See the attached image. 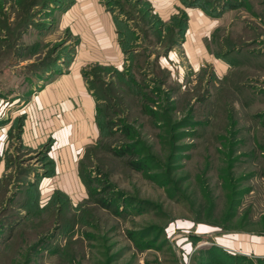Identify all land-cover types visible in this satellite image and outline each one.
Listing matches in <instances>:
<instances>
[{"label": "rangeland", "instance_id": "obj_1", "mask_svg": "<svg viewBox=\"0 0 264 264\" xmlns=\"http://www.w3.org/2000/svg\"><path fill=\"white\" fill-rule=\"evenodd\" d=\"M203 1L216 21L204 40L228 70L165 77L155 46L129 35L124 77L89 79L108 123L79 165L93 193L42 209L26 208L21 191L28 172L49 167L46 147L21 145V98L73 44L39 39L55 21L45 10L23 15L17 0L1 1L0 122L12 124L0 152V264H264V0H229L223 12L227 0ZM121 144L125 157L103 148Z\"/></svg>", "mask_w": 264, "mask_h": 264}, {"label": "crops", "instance_id": "obj_2", "mask_svg": "<svg viewBox=\"0 0 264 264\" xmlns=\"http://www.w3.org/2000/svg\"><path fill=\"white\" fill-rule=\"evenodd\" d=\"M106 1L58 0L44 13L55 18L51 29L36 31L41 41L65 35L73 44L70 59L63 62L65 67L59 62L60 70L31 79L35 85L21 98L25 99L20 109L21 145L28 151L46 147L51 161L48 168H37L38 171L27 174L41 204L56 194L64 195L72 203L87 194L80 179L79 163L85 149L99 139L100 132L95 118L96 99L82 71L93 65L110 68L107 74H112L113 69L122 71L127 65V55L120 44L117 21H125L135 29L132 20L125 19ZM137 6H144L150 17L163 23L181 13L187 17L182 42L161 57L169 77H184L189 70L197 73L203 66L211 67L219 75L228 70L226 62L209 51L204 40L216 23L215 17L199 7L188 8L180 0H138ZM11 124V118L0 122V152L7 145ZM2 169L5 170V163L0 161V172Z\"/></svg>", "mask_w": 264, "mask_h": 264}, {"label": "trees", "instance_id": "obj_3", "mask_svg": "<svg viewBox=\"0 0 264 264\" xmlns=\"http://www.w3.org/2000/svg\"><path fill=\"white\" fill-rule=\"evenodd\" d=\"M1 1H0V6L2 4ZM180 1L188 8L199 7L203 9L204 12H206L208 15H212L210 14V12L206 11V6L203 0H180ZM57 2L58 0H43V1L42 0H17V3L19 5V8H21L22 10L21 12L23 13V15H25V13L28 10L32 11L33 15H35V13L40 12V11L43 12V10L48 8L51 4L54 5ZM106 2L112 7V9H116L118 13L122 14L125 17V19L132 20V24H133L132 26L133 28H135V29L130 28L125 23V21H121V20L117 21L118 36L120 39L122 50L127 55V65L122 71L113 69L112 74L115 76L124 77L126 71H128L127 67L128 66L130 67L129 65L130 56H131L130 51H133L134 49H136L132 45H126V42L129 41L127 40V38L129 35H135L133 38L134 40H132L135 42V40H138V39L141 40L140 35H142L144 38L147 39L145 41L148 44L151 43V45L155 46L153 48L156 51V55H155V59H157L155 63L156 67H160L161 70L165 73V77H169L168 70L164 68L161 64V57L164 54H166L172 47L182 42L183 35L186 30V21H187V17L185 13H181L180 15L173 16L168 23H163L162 21L158 19L150 17L147 11L145 10L142 11V9H137L136 2H131L129 0H107ZM3 3H4V0H3ZM230 5L231 3L229 2V0L222 2V4L220 5L222 8L221 11L223 12L225 10V7L227 8V6H230ZM39 6L41 7V9L33 10L35 8H38ZM20 25L22 26L19 27L17 33L21 29H23L24 26L25 27L27 26L26 24H23V23ZM151 55L152 53H149L147 56L149 57ZM215 56H217V54H215ZM70 57L68 59H70ZM217 58L222 59L221 56H217ZM58 70H60L58 69V60L54 59V62L48 64L46 68H43L41 69L40 72H38L39 74H37V77H44L47 73L51 71L55 72ZM110 70L111 69L108 67H103L101 65H93L90 68L82 71L83 77L87 80L88 88L96 99V117L95 118H96V122H97L99 132H100L99 139L97 140V142L89 146L88 148H86L84 155L86 154V152L90 151V148L92 146L93 147L101 146L100 141H101L102 136H106L108 134V133H105L108 123L107 121L106 123H104L105 121H103L107 117L106 109L99 108L100 104H103V103L97 98L96 92L93 89V87L90 85L89 79L91 77H98L97 79H94V78L91 79L92 80L91 84L100 83L102 82L101 77H104V75L107 74V72H109ZM125 77H133V76L128 73ZM103 112L104 114H102ZM103 148L107 149L113 155L118 156V157H125V155H127L129 152L128 145H125V144H121L118 146L105 145V147ZM45 157L47 159L48 165L50 166L51 161L48 158L47 154H45ZM81 162H82V158L80 160L79 165H81ZM125 164L129 166L130 168H132L133 170H144L145 168H147V165H145L144 161L140 159L129 158L125 160ZM79 175H80V179L82 180L83 184L86 186L88 190L89 182L84 180L83 172L81 171L80 166H79ZM27 183L29 184L28 180H27ZM35 190L36 189H34L31 184H30V187L21 189L23 193L27 192V197L24 200V205L26 206V208L42 209L48 204V202L52 203L56 199L57 195H61V194L53 195L50 201L44 204H41ZM88 192L90 196H91V192L93 193V191L90 189L88 190ZM65 200L67 199L65 198ZM96 202L102 207H105V208L109 207V204H107L103 199L101 200L98 199L96 200Z\"/></svg>", "mask_w": 264, "mask_h": 264}]
</instances>
